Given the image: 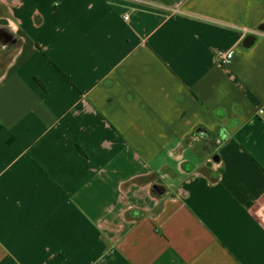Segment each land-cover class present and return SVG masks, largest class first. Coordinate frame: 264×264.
Returning a JSON list of instances; mask_svg holds the SVG:
<instances>
[{
    "label": "crops",
    "instance_id": "0c3cea01",
    "mask_svg": "<svg viewBox=\"0 0 264 264\" xmlns=\"http://www.w3.org/2000/svg\"><path fill=\"white\" fill-rule=\"evenodd\" d=\"M262 22L264 0H0V264H264Z\"/></svg>",
    "mask_w": 264,
    "mask_h": 264
},
{
    "label": "built area",
    "instance_id": "2783aa9c",
    "mask_svg": "<svg viewBox=\"0 0 264 264\" xmlns=\"http://www.w3.org/2000/svg\"><path fill=\"white\" fill-rule=\"evenodd\" d=\"M226 62H229L228 58L226 59ZM257 116H259L261 119L264 120V109L259 108L256 112ZM255 214L257 217L264 222V200L260 203V205L255 210Z\"/></svg>",
    "mask_w": 264,
    "mask_h": 264
},
{
    "label": "rangeland",
    "instance_id": "374dc122",
    "mask_svg": "<svg viewBox=\"0 0 264 264\" xmlns=\"http://www.w3.org/2000/svg\"><path fill=\"white\" fill-rule=\"evenodd\" d=\"M12 51L8 50L5 52V56L2 54L0 58V71L3 70V68L6 65L7 60L9 59Z\"/></svg>",
    "mask_w": 264,
    "mask_h": 264
},
{
    "label": "flooded vegetation",
    "instance_id": "af4514ba",
    "mask_svg": "<svg viewBox=\"0 0 264 264\" xmlns=\"http://www.w3.org/2000/svg\"><path fill=\"white\" fill-rule=\"evenodd\" d=\"M4 32L2 30H0V42H4Z\"/></svg>",
    "mask_w": 264,
    "mask_h": 264
},
{
    "label": "water",
    "instance_id": "95a60500",
    "mask_svg": "<svg viewBox=\"0 0 264 264\" xmlns=\"http://www.w3.org/2000/svg\"><path fill=\"white\" fill-rule=\"evenodd\" d=\"M258 29L264 32V22L258 25Z\"/></svg>",
    "mask_w": 264,
    "mask_h": 264
}]
</instances>
